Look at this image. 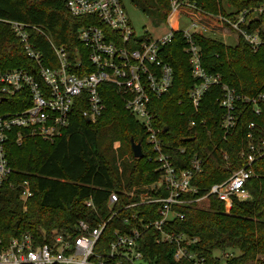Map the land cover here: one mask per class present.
Masks as SVG:
<instances>
[{
	"label": "trees",
	"instance_id": "obj_1",
	"mask_svg": "<svg viewBox=\"0 0 264 264\" xmlns=\"http://www.w3.org/2000/svg\"><path fill=\"white\" fill-rule=\"evenodd\" d=\"M174 0H131L156 25L168 23ZM195 13L222 16V22L236 19L240 13L258 17L251 21L250 31L260 29L264 38V0H177ZM10 21L30 25V41L50 64L53 52L48 37L57 45L66 46L70 54L84 49L78 41L79 28L86 25L83 18L72 16L66 0H0V72L18 68L36 71V62L27 54L24 43L16 36ZM35 27V28H33ZM194 41L201 48L202 66L209 75H221V84L211 85L198 111L192 106L190 89L199 82L193 75L188 43L182 31H175L173 39L162 47V55L174 68V81L169 92L160 99L153 98L151 110L154 125L160 129L163 151L170 155L178 169L190 167L195 155L204 160V170L192 179V185L202 196L211 185L227 179L235 170L247 167L253 175L246 182L250 192L247 199L236 198L232 211L216 196L210 197L208 208L196 203L178 206L184 219H175L168 231L186 233L196 239L193 250L206 258L207 264H222L216 250L238 249V256L228 257L226 264H248L264 261V101L256 114L251 103L242 99L236 103V125L225 135L222 126L225 110L219 99L222 84L236 90L240 96L254 97L264 93V43L254 50L242 36L236 44L222 38L195 33ZM105 110L95 122L88 121L83 112L87 108L85 95L76 100L65 133L53 141L27 136L22 144L16 142L17 131L9 132L7 157L12 168L9 181L0 189V235L5 243L26 232L39 239L54 231L72 232L79 220L97 226L110 216L108 202L113 191L128 201L123 190L135 185L152 183L159 178L157 152L147 141V131L126 108L121 95L111 84L100 86ZM31 104L28 94L3 96L0 91V115L24 109ZM191 120L195 125L191 126ZM254 124L253 126H251ZM251 134V136H248ZM143 146L144 156H134L131 138ZM120 145L114 149V142ZM256 159L248 166V156ZM184 148L182 152L181 149ZM260 152V153H259ZM124 159L118 163L119 159ZM29 181L32 195L21 200L22 183ZM161 194H167L164 190ZM137 200V198H133ZM88 200L92 206L86 205ZM159 203L141 204L121 210L107 224L97 251H106L115 239L116 231L130 232L135 227L161 218ZM138 214L137 218L131 215ZM131 217L126 223L124 217ZM143 228V227H142ZM159 230L145 228L140 240L141 250L148 264H191L174 258L175 246L158 243ZM124 262V260L122 261ZM113 264H117L116 261ZM125 264V263H124Z\"/></svg>",
	"mask_w": 264,
	"mask_h": 264
},
{
	"label": "built area",
	"instance_id": "obj_2",
	"mask_svg": "<svg viewBox=\"0 0 264 264\" xmlns=\"http://www.w3.org/2000/svg\"><path fill=\"white\" fill-rule=\"evenodd\" d=\"M173 11L180 18L183 10L192 20L195 29L173 28L159 38L150 33L136 34L126 10L124 0H66V7L74 17L83 18L86 25L79 28L78 41L84 49H77L70 54L66 46L57 45L48 37L53 52V59L46 63L44 54L35 48L30 41L28 27L20 21H10L16 36L24 43L27 54L36 62V71L18 68L0 72V91L3 96H13L20 92L28 94L31 104L21 110L0 115V189L9 181L12 168L7 157V141L9 132L18 130L16 142L22 144L27 136H38L51 140L61 137L67 130L71 111L79 97L85 95L87 108L83 115L88 121L95 122L105 110L101 93L102 84H111L121 95L126 108L137 118L147 131V141L157 152L159 162L157 171L159 178L152 183L135 185L123 194L131 200L121 202V195L110 193L108 209L110 216L101 219L97 226L87 220H79L75 231H54L48 239L44 235L39 239L31 232L11 238L5 243L0 235V264H148L141 250L140 240L143 230L155 226L160 235L158 243H171L175 246L174 258L177 261H188L191 264H207L204 256H199L192 248L196 239L186 233L168 231L165 226H172L175 219H184L185 214L176 209L178 206L194 204L198 201L216 196L227 209L232 208L236 198L247 199L250 192L246 182L253 171L244 167L225 180L214 183L208 192L196 198L198 189L192 185V179L204 170V160L195 155L190 167L178 169L169 154L163 151V142L159 137L160 129L155 127L154 114L151 110L153 98L160 99L169 92L174 81V68L162 55V47L173 39L175 31H182L190 54L193 75L199 79L189 91V97L195 111H198L206 91L211 85L221 84V75H209L202 66L201 48L194 41L195 33H203L206 26L196 20L193 10L185 4L174 0ZM243 11L236 19H227L228 25H219L220 30L235 32L237 39L242 36L254 50L263 43L260 29L249 30L253 17L246 16ZM171 23V22H170ZM227 27V28H226ZM35 28V27H33ZM223 96L219 99L225 110L222 126L225 135L232 132L236 125V103L242 99L251 103L256 114H260V101H264V93L258 96H240L234 88L222 84ZM194 126L195 120H191ZM252 124L251 126H253ZM251 136V134H248ZM184 151V148L181 149ZM248 156V166L256 159L255 148ZM260 153V152H259ZM264 154L260 153V155ZM21 200L26 203L32 195L29 181L22 184ZM166 191L167 194H161ZM133 198H137L134 200ZM159 203L161 218L135 227L130 232L116 231L115 239L106 251H97V244L109 221L121 210H128L141 204ZM86 205L91 207L92 201ZM138 214L131 216L137 218ZM129 223L131 217L125 216ZM124 260V262H122Z\"/></svg>",
	"mask_w": 264,
	"mask_h": 264
},
{
	"label": "rangeland",
	"instance_id": "obj_3",
	"mask_svg": "<svg viewBox=\"0 0 264 264\" xmlns=\"http://www.w3.org/2000/svg\"><path fill=\"white\" fill-rule=\"evenodd\" d=\"M124 4L128 15L131 19L133 24V28L138 35H143L145 32L150 33L154 38L162 37L163 35L167 34L171 30V23H162L161 25H156L152 18L145 14L140 8L135 6L131 0H124ZM185 5V9H186ZM195 12V11H194ZM187 11L183 10L181 13L179 20V26L181 29L185 30L188 29L189 31H193L195 28L191 26L193 23L192 20L187 15ZM195 15V19L202 22V25H205L207 28L203 30L206 35H209L214 38H222L229 44H236L238 42L237 35L235 32L228 30H220L219 25L225 27L224 23L222 22V16H214L212 14H203V13H191ZM254 18L258 17L257 12L253 13ZM264 26V25H263ZM227 28V27H226ZM120 145L119 141L114 142V149H117ZM129 157H124L123 159H119L118 163H121L124 159H128ZM210 205V199H205L203 201L196 202V206L198 208L206 209ZM232 208L227 209L225 207V212L230 213ZM240 251L238 249L227 248L225 251L216 250L215 255L221 259L222 264H226V259L228 257L238 256ZM259 259L264 261V254L259 256ZM248 264H260L259 262H250Z\"/></svg>",
	"mask_w": 264,
	"mask_h": 264
},
{
	"label": "water",
	"instance_id": "obj_4",
	"mask_svg": "<svg viewBox=\"0 0 264 264\" xmlns=\"http://www.w3.org/2000/svg\"><path fill=\"white\" fill-rule=\"evenodd\" d=\"M131 142H132V149H133L134 156L137 158L143 157L144 151H143L142 144L140 142H136L133 137L131 138Z\"/></svg>",
	"mask_w": 264,
	"mask_h": 264
},
{
	"label": "crops",
	"instance_id": "obj_5",
	"mask_svg": "<svg viewBox=\"0 0 264 264\" xmlns=\"http://www.w3.org/2000/svg\"><path fill=\"white\" fill-rule=\"evenodd\" d=\"M169 22H171V27H173V28H180V26H179V20H178L177 15L174 14L170 18V21Z\"/></svg>",
	"mask_w": 264,
	"mask_h": 264
}]
</instances>
